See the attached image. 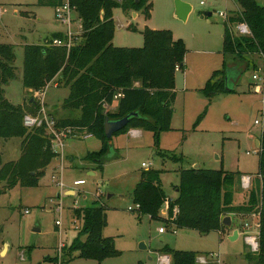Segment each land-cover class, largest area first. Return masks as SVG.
<instances>
[{
    "label": "rangeland",
    "instance_id": "rangeland-1",
    "mask_svg": "<svg viewBox=\"0 0 264 264\" xmlns=\"http://www.w3.org/2000/svg\"><path fill=\"white\" fill-rule=\"evenodd\" d=\"M183 1L192 5L185 20L176 15V0H152L150 17L142 10L135 16L133 11H125L120 6L113 9L115 46L143 47L147 30H170L186 44L185 67L176 71L171 129L162 130L159 139L154 131L145 129H140L138 135L132 134L134 128L115 134L116 150L108 154L103 170H95L94 164L84 158L89 152L101 150L103 141L91 134L84 137L82 133L86 129L80 126L79 136L65 140L63 155L51 160L38 186L17 183L12 187L7 180L0 179V264H165L163 256H169L171 264V256L164 252L167 247L197 251L198 255L219 253L220 264H249L245 255L253 250L244 237L238 241L230 239L234 227H226L223 233L213 230L203 234L193 229L169 227L163 219L129 209L135 206L133 190L140 174L147 169L143 162L151 163L150 168L164 169L163 186L170 197L176 195L175 185L182 168L199 166L240 172L243 175L238 176L237 182L241 183L242 187L238 184L241 189H246L245 177L257 176L259 172L257 141L264 128V87L254 79V74L263 68L264 60L252 55L254 64L241 66L224 52L226 20L220 12L234 15L240 8L237 0ZM258 2L264 4V0ZM58 8L39 0H0V43L14 45L16 54V77L4 86L5 97L22 107L24 116L39 115L43 106L56 120L80 114L79 110L63 107L70 88L60 76L46 89L44 105L37 91L23 84L26 44H43L56 33L66 35L63 39L69 42V31L71 44L82 41L78 13L72 9L71 23H68L58 18ZM208 12L212 15H207ZM225 62L234 64L229 70L234 90L220 92L210 100L201 89ZM30 100H37L38 107H32ZM112 106L105 104V110L116 111V103ZM20 122L24 125V117ZM23 138L0 137V170L5 163L21 157ZM115 151L117 158H109ZM179 155L183 160L175 161ZM89 170L96 174H89ZM80 179L86 182L75 184ZM67 189H74L76 193H66ZM242 200L239 196L237 202ZM93 205L105 207L107 225L103 235L112 237L119 251V255L101 261L81 257L78 250L71 253L70 249L82 226L75 209ZM250 216L253 217L239 216L243 221L241 226L249 222ZM161 227L164 233H160ZM252 227L248 232L255 235Z\"/></svg>",
    "mask_w": 264,
    "mask_h": 264
},
{
    "label": "trees",
    "instance_id": "trees-1",
    "mask_svg": "<svg viewBox=\"0 0 264 264\" xmlns=\"http://www.w3.org/2000/svg\"><path fill=\"white\" fill-rule=\"evenodd\" d=\"M65 1L39 0L56 7ZM237 2L239 11L230 16L229 21L246 22L251 34L238 35L225 21L224 52L234 57L233 63L238 61L241 66H248L254 64L252 55H259L264 60V4L258 0ZM69 3L81 19L82 41H76L70 48L55 45V39L66 38V35L56 33L46 38L43 44H26L23 84L38 91L57 76L62 78L70 88L63 107L79 110L80 114L57 120V123L75 129L85 128L88 134L103 141L101 150L89 152L84 158L94 164L95 170H103L108 154L116 150L114 146L110 147L105 134L107 117L118 119L137 112L118 133L130 128L145 129L154 131L159 139L162 130L171 129L176 71L178 66L185 67L187 47L170 30H147L146 43L140 48L113 44L116 26L113 9L120 6L125 11L142 10L150 17L152 0H69ZM15 57L14 45L0 43V137H24L21 157L3 165L0 179L7 180L12 187L17 183L33 187L39 185L40 176L56 154L50 148L44 128L29 131L20 122L25 114L22 107L5 97L4 86L16 77ZM233 63L225 62L223 68L216 70L202 87V92L210 100L226 91V79H230L229 70ZM114 103L116 111L105 110V104ZM31 105L38 107L39 104L32 100ZM259 141V172L252 176L259 179L258 188L252 185L239 188L237 179L243 175L240 172L197 166L180 169L179 182L175 185L176 196L170 197L163 186L164 169L148 168L142 170L133 190L134 203L140 204L138 211L151 218L163 219L169 227L193 229L205 234L213 230L223 233L226 226L222 221L227 215H257L259 249L247 252L245 256L249 264H264V128ZM115 157L116 151L109 158ZM181 160L183 156L179 155L175 161ZM239 196L243 198L241 202H237ZM164 208H167L166 217L161 215ZM74 214L82 219V226L70 245L71 253L78 250L81 257L100 261L119 255L114 239L103 235L107 225L103 205L76 208ZM164 252L171 256V264H201L197 251L167 247Z\"/></svg>",
    "mask_w": 264,
    "mask_h": 264
},
{
    "label": "built area",
    "instance_id": "built-area-1",
    "mask_svg": "<svg viewBox=\"0 0 264 264\" xmlns=\"http://www.w3.org/2000/svg\"><path fill=\"white\" fill-rule=\"evenodd\" d=\"M202 4H205V2L202 1ZM58 7H59L57 10L58 18L63 20L64 22L71 23V14H72L73 8L71 7L69 0H66L63 5H60ZM220 15L228 22V24H230V25L232 24L231 26H232V28L235 29L236 34H238V35H250L251 34V30H250V28L246 22L231 23L229 21L230 15H228L227 13H224V12H220ZM68 35L70 38L69 42H66L64 39L57 38L54 40V44L59 45V46H67L70 48L72 45L71 44V38H72L71 31H69ZM179 68L180 67L178 66L177 70ZM254 79L261 81L262 86L261 85L260 86L264 87V65H263V68H260L254 74ZM49 85H50V83L44 89L37 91V95L41 97L43 105H44V101H45V91ZM118 96H120V94L117 95L116 97H118ZM256 123H260V121L256 120ZM24 125L28 129H37V128L43 127L44 133H45L44 135L48 138V140L50 142V148L56 154V157L63 155L62 150H63V147L65 145L64 144L65 140L67 138L79 136V131L77 129H75L71 126H59L57 123V120L54 119L53 117H51L47 113L44 106L42 107L39 115L26 114L24 116ZM133 132L135 133L136 131H133ZM82 135L85 137V136L90 135V134H88L87 131H84L82 133ZM142 165L148 169V168H150L151 163L143 162ZM61 168L63 169V166ZM56 174H54V177ZM245 178L243 179L244 180L243 184H244L245 188H248L251 185V181H250V183H248V182L250 179L252 180V176L248 175V177L246 179ZM85 182L86 181L84 179H80V180H76L75 184L81 185V184H84ZM129 209L131 211L139 210L140 204L135 203V206H130ZM26 212L28 213L29 210H26ZM57 223H59V221ZM245 225L248 226L249 224L246 223ZM159 231H160V233H164L165 229L163 227H161V228H159ZM245 239L253 251H257L259 249L258 236L252 235L249 233L246 235ZM210 257H212V258H210ZM170 261L171 260H170L169 256H163L162 257V262H164L165 264H170ZM220 261H221V257H220L219 253L218 254L209 253V255L202 254V255L198 256V262L201 264H210V263L220 264Z\"/></svg>",
    "mask_w": 264,
    "mask_h": 264
},
{
    "label": "water",
    "instance_id": "water-1",
    "mask_svg": "<svg viewBox=\"0 0 264 264\" xmlns=\"http://www.w3.org/2000/svg\"><path fill=\"white\" fill-rule=\"evenodd\" d=\"M192 10V5L188 2H185L183 0H176V15L181 19H187L189 13ZM136 12H134L135 14ZM207 15H212V12H208ZM259 70V69H258ZM227 84H226V91H231L233 89V86L230 85V79L227 77ZM229 83V84H228ZM137 115V112H132L124 117L118 118V119H110L109 117L105 120V134L108 138V143L110 147H113V137L116 133L121 131L124 127H126L132 116ZM258 145L260 146V141H258ZM89 174L95 175V171H91ZM223 225L226 227H232L233 221L232 216L227 215L223 218ZM36 231H39V229H36ZM205 234V233H203ZM239 233L238 230L234 231V235L231 236V240H234L238 237ZM142 247L146 248V245H142Z\"/></svg>",
    "mask_w": 264,
    "mask_h": 264
},
{
    "label": "crops",
    "instance_id": "crops-1",
    "mask_svg": "<svg viewBox=\"0 0 264 264\" xmlns=\"http://www.w3.org/2000/svg\"><path fill=\"white\" fill-rule=\"evenodd\" d=\"M135 16L137 15V12L134 14ZM138 83V82H137ZM112 106V105H111ZM113 107V106H112ZM117 107V106H116ZM138 130V129H137ZM134 131H136V129L134 130ZM140 132H141V130L139 129L138 131H136L135 133L132 131V134H134V135H138V134H140ZM257 144H258V141H257ZM89 173L91 172V170H89L88 171ZM253 178V177H252ZM163 180V179H162ZM241 182V181H240ZM258 183H259V179L258 178H254L253 179V181H252V184H253V186L254 187H256V188H258ZM238 184L242 187V185H241V183H239L238 182ZM238 185V186H239ZM66 193L67 192H73V193H76V191L74 190V189H67L66 191H65ZM176 196V195H175ZM174 197V196H173ZM161 215L162 216H167V208H164V209H162V211H161ZM246 218V217H245ZM247 220H249V222H250V224H249V222H245L244 224H246V223H248L249 225L248 226H246V225H242L241 226V222H243L242 220H240V218H239V216H232V221H233V225H232V227H234V228H231L232 229V231L230 232V239H231V236H233L234 235V231L235 230H238V233H239V235H238V237L236 238V239H234V240H232V241H238V240H240V238L241 237H244V241L246 242V239H245V235H247V234H249V232H248V229H250L252 226H251V223L253 224V227H252V229L254 230V233H255V235L256 236H258L259 237V232H260V223H259V217L257 216V215H253V217H249V219H247ZM240 225V226H239ZM247 243V242H246Z\"/></svg>",
    "mask_w": 264,
    "mask_h": 264
}]
</instances>
